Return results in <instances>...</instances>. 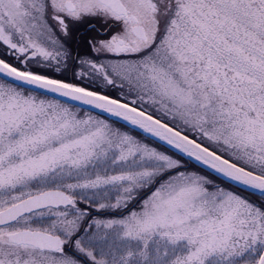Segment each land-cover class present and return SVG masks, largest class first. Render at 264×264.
Here are the masks:
<instances>
[{
  "label": "snow or ice",
  "instance_id": "snow-or-ice-1",
  "mask_svg": "<svg viewBox=\"0 0 264 264\" xmlns=\"http://www.w3.org/2000/svg\"><path fill=\"white\" fill-rule=\"evenodd\" d=\"M0 264H264V0H0Z\"/></svg>",
  "mask_w": 264,
  "mask_h": 264
}]
</instances>
